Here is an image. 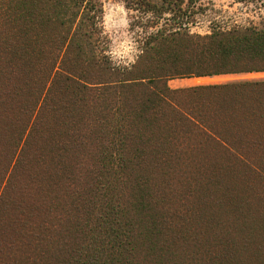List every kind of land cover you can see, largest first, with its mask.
I'll return each mask as SVG.
<instances>
[{
	"label": "trees",
	"instance_id": "obj_1",
	"mask_svg": "<svg viewBox=\"0 0 264 264\" xmlns=\"http://www.w3.org/2000/svg\"><path fill=\"white\" fill-rule=\"evenodd\" d=\"M123 1L138 14L127 64L110 55L100 0H0L5 244L26 239L7 240L22 210L48 226L31 228L44 249L30 264H226L232 238L202 263L185 254L200 230H226L209 197L234 208L238 182L264 166V80L169 82L264 74V0H237L259 5V24L215 20L204 35L193 0ZM27 181L42 187L37 207Z\"/></svg>",
	"mask_w": 264,
	"mask_h": 264
},
{
	"label": "rangeland",
	"instance_id": "obj_2",
	"mask_svg": "<svg viewBox=\"0 0 264 264\" xmlns=\"http://www.w3.org/2000/svg\"><path fill=\"white\" fill-rule=\"evenodd\" d=\"M102 3L103 27L106 37L109 39V51L114 61L121 64L132 63L136 60L139 51L136 43L137 34L131 31L130 25L133 23V18L138 14L132 10H128L123 0H100ZM258 4H241L237 0H193L192 3H187V13L195 15L196 24L191 27L194 34H208L213 27V21H237L245 24L246 21L252 20L259 24L262 20L263 13L258 9ZM136 32H141V29H136ZM135 32V33H136ZM243 80H264V74L240 75V76H222L214 78H193V79H177L169 82L172 89L189 88L207 84H221ZM10 135V129L4 134V115H0V187L4 181V152H6V138ZM11 135L12 131H11ZM6 163L9 162L6 161ZM260 173L249 174L246 179L238 182L236 194H234V208L225 207L217 210V202L220 197L215 193V196L209 197V203L213 204V210L219 212V225L225 227L226 230H216L206 228L200 230L202 235L199 237L201 243L199 247H190L187 255L189 262L202 263L201 260H206L208 257L214 256V248L222 243V240L227 241L230 238L234 243V252L231 253V258L226 264H264V166L259 167ZM39 179H43L39 177ZM24 183V182H22ZM60 184H58L59 186ZM20 188L21 193L28 194L26 205L29 207L37 204L36 202L41 197L40 185L25 182ZM23 195V194H22ZM43 199V198H42ZM40 205H43L41 202ZM36 206V205H35ZM37 207V206H36ZM238 207V208H237ZM33 208V207H32ZM40 208V207H39ZM16 212V217L13 220L25 221L22 223L18 231L12 233L8 231L10 239L8 241H16L20 237H26L17 246V252H12L13 247L7 246L4 241V212L0 213V220L3 225L0 229V264H9L14 258L22 245H25L28 251L24 257L20 253V260L17 264H30L33 259H40V248L37 241H34L35 236L31 232V228L41 227L47 229L48 226L33 218L31 214L27 217L22 216L21 212ZM27 215V214H25ZM214 215V214H213ZM25 217V218H24ZM43 221V219H42ZM28 223V224H26ZM58 223V220H57ZM26 225V227H23ZM52 229V228H51ZM21 231V232H20ZM53 231V230H52ZM231 237H228V234ZM6 234V236H7ZM13 236V239H12ZM16 236V237H15ZM15 237V238H14ZM6 245V248H4ZM38 247L40 250H38ZM222 249L219 250L221 252ZM47 261L46 256H44ZM193 258L194 260H191ZM25 259V260H24ZM198 261L196 262V260Z\"/></svg>",
	"mask_w": 264,
	"mask_h": 264
}]
</instances>
